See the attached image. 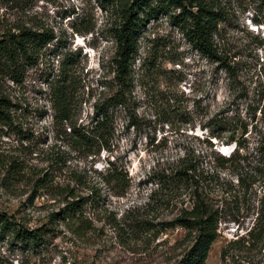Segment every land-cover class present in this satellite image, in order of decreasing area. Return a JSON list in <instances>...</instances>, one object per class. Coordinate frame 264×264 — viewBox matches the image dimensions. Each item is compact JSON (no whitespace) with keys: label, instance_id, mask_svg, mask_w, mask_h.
Wrapping results in <instances>:
<instances>
[{"label":"rangeland","instance_id":"374dc122","mask_svg":"<svg viewBox=\"0 0 264 264\" xmlns=\"http://www.w3.org/2000/svg\"><path fill=\"white\" fill-rule=\"evenodd\" d=\"M124 1L0 0V37L19 27L55 36L23 60L21 81L0 69V94L13 104L12 121L0 124V212L44 232L34 246L0 237V264H177L195 232L174 219L195 191L219 212L204 264H264L261 0H208L224 13L213 39L230 69L201 53L168 15L146 21L126 102L104 128L110 148L86 155L54 118L52 91L66 78L71 121L91 128L94 104L116 88ZM241 122L246 146L223 162L219 154L234 149L224 141L233 130L240 137ZM182 162L195 171L171 183ZM69 187L83 198L82 214L62 220L52 213L71 199Z\"/></svg>","mask_w":264,"mask_h":264},{"label":"trees","instance_id":"16d2710c","mask_svg":"<svg viewBox=\"0 0 264 264\" xmlns=\"http://www.w3.org/2000/svg\"><path fill=\"white\" fill-rule=\"evenodd\" d=\"M123 4L122 18L115 32L117 49L114 78L116 88L111 95L94 104L90 120L91 128L72 123L73 107L69 101L70 93L66 78L57 79L52 91L54 118L66 124L64 130L71 137V145L86 155H95L101 148H110L104 128L111 126L112 109L123 106L126 102V96L133 80L132 62L138 49L137 40L140 28L146 21L161 15H168L173 22L181 26L189 42L208 59L219 62L226 69L232 68L226 55L218 50L213 39L224 13L208 0L206 2L204 0H125ZM261 4L264 8V0H261ZM176 10L179 11L176 13ZM54 38L51 30L35 31L27 27H19L16 32L3 34L0 37V69L7 72L11 80L21 81L24 71L23 60L36 54ZM12 106L11 100L0 94V124H8L12 121ZM260 111L264 114V106ZM251 120L254 121V117ZM240 126L242 127L240 137H236L233 130L228 139L224 141L225 144L233 142L234 149L227 157L219 154L223 162L231 161L234 157L239 159V150L246 146L241 136L246 132L247 127L242 122ZM211 134L214 135V132L211 131ZM257 151L264 162V141L259 143ZM107 170L110 176L120 178L113 162L109 161ZM189 171H195V166L192 163L182 162L174 171L171 183L172 180L174 182L187 180ZM261 171H264V167ZM239 181L243 182V179L240 177ZM195 192L191 207L183 209L174 219L175 225L183 227L188 232H195L190 247L177 264H204L210 247L218 236V210L206 202L205 196ZM66 193L71 199L68 200V197H65L66 205L58 212L52 213V216L62 220L76 219L82 214L83 198H75L73 189L70 187ZM43 233L40 228L31 229L5 212H0V237L2 238L9 236L13 241L22 245L34 246L43 240Z\"/></svg>","mask_w":264,"mask_h":264},{"label":"bare ground","instance_id":"6f19581e","mask_svg":"<svg viewBox=\"0 0 264 264\" xmlns=\"http://www.w3.org/2000/svg\"><path fill=\"white\" fill-rule=\"evenodd\" d=\"M225 147V146H224Z\"/></svg>","mask_w":264,"mask_h":264}]
</instances>
